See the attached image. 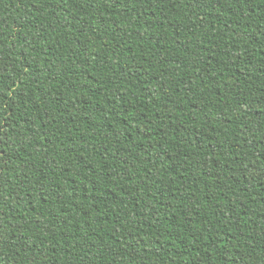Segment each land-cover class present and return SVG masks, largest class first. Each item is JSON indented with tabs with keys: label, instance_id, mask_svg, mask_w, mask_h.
<instances>
[{
	"label": "trees",
	"instance_id": "obj_1",
	"mask_svg": "<svg viewBox=\"0 0 264 264\" xmlns=\"http://www.w3.org/2000/svg\"><path fill=\"white\" fill-rule=\"evenodd\" d=\"M0 264H264V0H0Z\"/></svg>",
	"mask_w": 264,
	"mask_h": 264
}]
</instances>
